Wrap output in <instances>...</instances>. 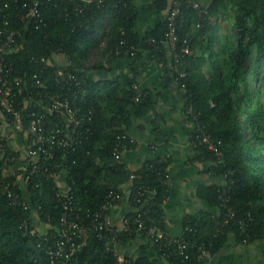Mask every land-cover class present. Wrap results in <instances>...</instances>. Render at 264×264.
<instances>
[{
  "label": "trees",
  "instance_id": "trees-1",
  "mask_svg": "<svg viewBox=\"0 0 264 264\" xmlns=\"http://www.w3.org/2000/svg\"><path fill=\"white\" fill-rule=\"evenodd\" d=\"M30 1L0 0V4L8 3L10 20L17 26L21 24L22 4ZM155 6L161 10L168 2L156 0ZM136 16L131 0H104L103 5H97L94 0L79 14H75L66 1L49 3L43 8L45 24L23 31L16 38L19 47L3 55L5 61L13 65L14 75L25 81H30L34 73L46 75L56 88L54 76L44 70L56 71L58 65L50 67L47 62L35 61L36 57L45 56L54 63L53 53L64 54L67 68L84 74V62L90 50L99 46L100 32L106 22L109 24L104 48L107 54L114 55L120 39L141 48L144 37L160 40L164 36L165 19L141 37L134 30ZM197 22L198 14L191 7H185L177 21L178 45L185 40L189 47L178 63L186 72L178 82L185 84V106H190L198 115L197 122L211 133L223 158L218 163L214 151L201 149L202 145L199 149L213 159L215 173L222 174L227 168L234 170L228 206L235 209L236 214L225 224L227 210L221 205L218 187H199L200 197L218 206L220 213L185 220L184 225L191 223L197 229L195 235H190L196 244L184 251L188 254L186 258L177 251L169 252L165 257L169 264H198L203 257L197 245L206 243L214 254L228 242L230 233L237 242L254 239L264 242V0H210L204 19L199 25ZM144 47L164 65L168 76L174 77L172 60L167 59L165 48L161 44L158 48L147 44ZM132 82L131 78L117 77L95 82L85 76V92L72 102L93 110L92 132L65 158L61 157V149L55 150L52 159L40 157L39 172L25 181L32 207L24 209L12 205L2 193L4 182L11 181L14 189L23 194L17 177L18 173L22 177L24 174L15 171L7 175L6 165L16 161L7 164L0 158V264H49L45 251L38 247L39 239L29 231L41 226L39 232L55 233L59 227L63 206L56 176L61 171L66 172L68 190L83 209L99 207L109 190H118L119 183L133 174V187L155 189L143 214L145 226L156 225L166 232L162 201L168 189L167 161H148L142 168L130 172L123 164L111 165L115 161L112 151L117 136L123 135L128 147L131 145L122 125H129L133 115L143 116L153 108L149 93L140 101L134 99L129 89ZM189 116L192 118V114ZM3 117L10 119L7 115ZM13 154L17 160V153ZM49 173L51 177H47ZM135 232L124 236L123 240ZM142 233L147 237L145 230ZM77 241L74 264H117L114 252L108 250L94 232L83 234ZM153 243L159 251V241ZM130 264L155 263L143 248L136 258L130 259Z\"/></svg>",
  "mask_w": 264,
  "mask_h": 264
},
{
  "label": "built area",
  "instance_id": "built-area-1",
  "mask_svg": "<svg viewBox=\"0 0 264 264\" xmlns=\"http://www.w3.org/2000/svg\"><path fill=\"white\" fill-rule=\"evenodd\" d=\"M59 1H66L71 4L75 14L82 13L90 3V1L85 0H31L22 4L21 24L17 26L13 25L10 20L7 11L8 3L0 4V114L7 115L10 118L9 121L6 120L24 140L28 155V162L21 169L24 174L22 177L24 182L39 172L38 161L41 156L52 159L55 150L61 149L63 151L61 157L65 158L68 153L75 151L76 147L86 140L92 132L93 110L91 108L83 109L80 105L72 102L73 98L85 92L84 74L69 70L67 61L64 64H58L50 62L45 56L36 57L35 61L39 63L47 62L46 64L50 67L58 65L56 71L44 70L50 76H54V83L58 87L53 88L50 83L51 79L46 75L42 77L39 73H34L30 77V81H25L22 77L14 75L13 65L7 63L3 55L13 47H19L16 38L20 37L23 31L30 29L33 25L39 27L41 24H45L43 8L47 7L49 3ZM96 3L97 5H103L104 0H96ZM185 7H191L197 12V25H199V22L204 19L206 9L201 7L197 0H172L164 18L167 29L160 40L154 37H144L140 48L134 44L128 45L125 39H120L114 54L126 53L130 57H135L140 49L145 48V44L153 48H158L161 44L166 52L170 54L171 58L168 59L172 60L171 67L174 72V79L179 81L186 75V72L178 67V63L181 60V55L189 51L185 40L181 45H178L180 38L177 31V21L179 17L183 16ZM106 18L108 20L109 17L106 16ZM103 30L104 35L100 40V45L105 48L106 34L109 30L108 22H106ZM180 87L184 92L185 84L181 83ZM129 89L133 92L136 101L142 100L148 93L137 82L131 83ZM184 108L187 114H192L193 125L190 133L192 143L214 151L217 162L220 163L223 152L216 145L215 139L206 130L205 125L197 122L198 115L192 112L191 107L185 106ZM122 136L118 135V140L114 144L112 153L115 161L111 163L112 166L123 164L122 153L128 148V144ZM0 158H4L7 164L16 161L9 146L8 137L3 132L1 121ZM14 172L15 170H7L6 174L9 175ZM233 175V169H225L222 176L226 179V183L218 189L221 205L227 210L224 217L225 224L229 223L236 214L235 209L228 206L231 201L229 190L230 185L234 182ZM51 176L52 173L47 175V177ZM130 177L132 178L133 174ZM166 177H168V173H166ZM1 189L12 205L21 206L24 209L29 206L32 207L30 198H26L16 191L13 182L5 181ZM59 193L62 198L63 212L56 232L48 233L46 230L39 232L41 226H39V229L32 228L29 231V234L35 235L39 239L38 247L45 251L49 264H74L76 261L75 254L78 250L77 240L88 232H94L99 239L105 242L106 248L111 250L110 243L122 241L124 236L134 230H145L149 239L154 242L159 241L161 254L159 251L158 253L163 258L169 256L171 251H177L186 258L188 254L184 251L196 244L190 235H195L197 229L191 223L183 225L182 234L178 236L164 232L156 225L145 226L143 214L146 213V206L141 205L149 194H155V189L150 187L144 190L133 187L132 200L135 204H138L139 208L125 216L122 223L119 224L110 220L111 208L122 197L119 190H109L104 202L96 209H83L74 200L73 194L69 190ZM197 246L204 259L211 257V250L206 243L202 242ZM116 263L130 264V259L116 257Z\"/></svg>",
  "mask_w": 264,
  "mask_h": 264
},
{
  "label": "crops",
  "instance_id": "crops-1",
  "mask_svg": "<svg viewBox=\"0 0 264 264\" xmlns=\"http://www.w3.org/2000/svg\"><path fill=\"white\" fill-rule=\"evenodd\" d=\"M166 1L168 6L159 10L155 6L156 0H131L136 7L134 30L138 35L144 37L165 18L172 0ZM197 1L205 9L210 4V0ZM103 35L104 30L100 32V40ZM139 52L135 57L126 53L107 54L99 44L90 50L82 70L85 76L95 82L116 77L131 78L150 94L153 108L143 116L133 115L129 125H122L126 137L131 141V145L122 153V161L127 172L142 168L148 161H167L168 189L162 201L163 222L167 233L178 236L182 234L185 220L190 217L203 214L215 216L220 213L218 206L210 205L206 199L200 197L198 188L217 186L219 189L221 185H225L226 179L222 176L223 173H215L212 167L215 164L213 159L199 149L201 145H194L190 139L193 121L184 108L185 97L179 82L168 76L164 65L157 58H153L146 48L140 49ZM166 56L167 59L170 58L168 52ZM52 58L58 64L66 63L64 54L53 53ZM0 121L10 148L17 153L16 162L6 168L21 171L28 162L24 140L2 114ZM203 148L211 151L204 146L201 149ZM18 174L17 182L22 193L26 198H30L22 174ZM65 175L66 172L61 171L56 176L59 192L69 189ZM117 189L122 197L111 208L110 220L119 224L125 216L139 207L132 200L131 177L119 183ZM153 196L149 194L144 203L139 205L148 206ZM110 246L116 257L133 260L144 248L145 254L155 264H169L155 249L153 241L141 230H136L135 234L127 239L110 243ZM198 264H264V242L259 239L245 243L237 242L230 233L224 246L210 258H203Z\"/></svg>",
  "mask_w": 264,
  "mask_h": 264
},
{
  "label": "rangeland",
  "instance_id": "rangeland-1",
  "mask_svg": "<svg viewBox=\"0 0 264 264\" xmlns=\"http://www.w3.org/2000/svg\"><path fill=\"white\" fill-rule=\"evenodd\" d=\"M232 27V26H231ZM232 29V28H231Z\"/></svg>",
  "mask_w": 264,
  "mask_h": 264
}]
</instances>
